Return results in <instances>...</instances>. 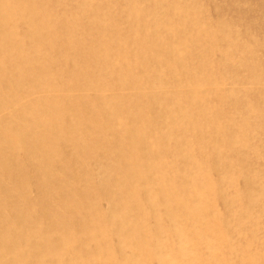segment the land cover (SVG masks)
<instances>
[{
	"label": "bare ground",
	"instance_id": "1",
	"mask_svg": "<svg viewBox=\"0 0 264 264\" xmlns=\"http://www.w3.org/2000/svg\"><path fill=\"white\" fill-rule=\"evenodd\" d=\"M89 1L77 0L76 7L88 17L83 9ZM124 2L128 24L116 27V36L102 35L98 30L99 41L94 44L107 45L103 50L113 52L118 63L115 59L106 63L98 49L89 48L75 65L74 58L70 59L76 55L73 52L91 47L89 42L82 43L86 34L77 17L45 24L51 9L47 0H0V264H236L229 259L237 254L244 257L246 249L226 243L231 237L232 218L228 214L220 220L226 229L223 231L213 218L209 193L245 162L246 152L238 151L236 145L264 131V88L251 93L237 85L225 91L227 95L222 94L228 109L219 111L224 120L234 123L233 131L225 133L221 117L205 115L209 104L205 103L201 112L193 107L203 99L196 87L202 66L199 63L194 68L188 56L179 54L186 40L182 29L187 23H198L180 17L187 12L182 2L155 0L152 8L162 10L161 18L153 10L141 11L138 0ZM93 9L96 18L87 26L99 28L102 18L97 17L98 8ZM20 21L27 25L28 39L23 47L12 50L8 46L22 40L14 32L15 23L17 26ZM235 21L218 16L209 26L214 28L211 48L221 40L229 44L226 55L230 56L225 55L220 62L223 68L232 54L241 53L242 47L233 41ZM209 28L198 29L205 33ZM35 29L62 38V49L56 56L62 55L63 68L56 66L52 71V55L51 61L40 58L44 52L40 33L31 41V30ZM176 33L179 37L174 41ZM191 38L186 46L197 48L198 30ZM31 56L37 58L32 61L34 67L27 66ZM250 67L248 81L261 82L264 69ZM131 69L137 70V76L153 73L154 78L145 83L149 84L148 93L140 91L131 97L103 93L113 83L131 82L127 74ZM77 77V83L96 93L94 97L68 96L66 90ZM208 78L201 82L214 80L211 75ZM174 79L178 80L175 84ZM163 81L175 90L164 89ZM185 84L192 88L182 91ZM30 93L36 95L24 100ZM200 116L205 124L215 127L214 137L204 140L209 166L200 165V160L191 156L200 149V141L188 145L173 131L175 121L184 124L191 118L189 123L193 124ZM118 124L121 126L116 129ZM152 133L157 134L155 141ZM195 136L200 139V131ZM168 140L177 145L171 152L184 155L163 165L152 152ZM223 151H228V156ZM93 162L98 164L91 165ZM261 162L264 165V158ZM193 174L200 175V181L190 179ZM132 178L137 184L130 188ZM246 179L253 183L254 175ZM31 186L35 196L30 195ZM252 195L248 188L239 191V197L245 199V211L256 202ZM100 196L108 201L103 212L96 210L94 202ZM207 210L210 214L202 222L200 215ZM208 236L216 243H209ZM111 237L115 243L110 242ZM201 244L210 247L208 261L199 254ZM258 261L264 264V248L247 254L238 264Z\"/></svg>",
	"mask_w": 264,
	"mask_h": 264
},
{
	"label": "rangeland",
	"instance_id": "2",
	"mask_svg": "<svg viewBox=\"0 0 264 264\" xmlns=\"http://www.w3.org/2000/svg\"><path fill=\"white\" fill-rule=\"evenodd\" d=\"M154 1L155 0H138V7L141 8V11L145 12L147 9H149L150 11L153 10L156 17L161 18L162 10L152 8V3ZM47 2L49 4H47L46 6L51 9L48 13H46L47 15H45V24L47 22L49 23L50 20L71 21L70 18L77 17L81 22V26L84 28L83 31L86 35L84 37L85 40L83 39L82 43L85 42L86 44H88L89 42L91 47L86 46L87 48L83 49L82 52H77V49L73 52V54L76 53V55H72L70 59L74 58V60L76 61L75 65H79L81 63L80 57H82V55L89 51V48H94L96 50L98 49V51L102 55L103 60L105 59L106 63L115 59L113 56V52L109 50H103L104 48H107V45L94 44L99 41L96 39L98 30L102 33V35L111 34L112 36H116L113 30H115L116 27L124 28L125 25L128 24L129 17L122 10L123 6L125 7L126 5V2H124V0H90L83 9V12L88 14L90 17L84 15L82 13V9H79V7L76 9L78 5L77 0H47ZM178 2H182L184 7L187 9V12H185L184 10V13L180 14V17L183 18L185 16L190 21L195 20L198 23L196 24V26L187 23L186 26L182 29L184 30V33L186 35H183V37L186 40L184 42L185 46L182 47L183 49L179 54L180 57L188 56V62L194 68H196L199 63L202 66L200 67V69H198L200 76H198L199 80L197 82L198 84H196V87L202 94L203 99L198 101L193 107H196L198 108V110H200L203 109L205 103L209 104V106H207L208 109L204 110L205 115L207 114L210 116H216L217 118L221 117V128L224 129L225 133H228L229 130L233 131L232 129L234 127V123L232 122V120H224L225 117L221 115V113L223 112L219 111L220 109H223L224 111H227L226 109H228V100L224 97L225 94L227 95L225 91L230 88L235 89V86L237 85L239 89L241 87L245 91L248 90V92L251 93L264 88V78H260L261 82H256L254 84L249 82L247 79L248 74H250L249 71L251 65H258L259 67L264 69V0H178ZM56 4H58L59 6H57ZM107 5L111 6V8L106 7ZM93 7L95 9L98 8L99 15L97 17L102 18V20L98 24L99 28L87 26L91 24V20H94L96 18ZM240 14H243V16ZM107 15L111 16L106 17ZM218 16L228 21L236 19L235 23L233 24V41L237 45L242 47V49L240 50L241 53L232 54L233 57L231 56L232 58L227 61L226 68H223L220 62L222 59H224V57L230 56L226 55V47H229L227 40L219 41V43L217 44L218 46L215 48H211L209 46L211 38H213L212 30L214 31V28H209V26L214 23ZM110 21H112L111 25L109 24ZM106 25L110 26L101 28ZM17 26L15 23V35L21 37L22 40L19 39V43H11L8 48L12 50L17 49L20 46L23 47L28 39L27 25L24 23V21L18 22ZM205 26H207L209 30H207L205 33L199 31V27ZM197 30L200 36V38L198 39L199 46L197 48L193 46L192 48L187 47L186 45L191 43L193 40L191 36L195 34ZM202 31L205 30L202 29ZM37 32L40 33L39 42L40 44H42V48L44 50V52L40 54V58L43 59L45 56L47 61H51L52 55L54 61L52 71H54V68L56 66L63 68L64 65L62 64V55L56 56V52L62 49V38L59 36L56 37L55 35L46 36V32L42 33L39 30L35 29L31 30V33L33 35L31 41L36 39L35 37ZM79 32H82V30H79ZM78 35L76 37L81 38L82 41V37ZM178 37L179 33H176L175 37L173 36V40L177 41ZM41 39H43V42L41 41ZM82 45L83 44H81L80 48L82 47ZM29 60L30 62L27 63V66L34 67L35 63H33L32 61L37 60V58H33V56H31V59ZM220 67L225 70H222ZM64 72L67 74L66 70ZM127 74L132 77L131 82L128 81L124 85L120 86L114 85L113 83L109 85L107 89L103 91V93L109 97H113L116 95H119V97H131L132 95L138 94L140 91L145 94V90L148 93L149 84L145 83H147L149 79L154 78V76H152V72L146 71L143 75L137 76V70L131 69V72L127 71ZM210 75L212 76V78H214L211 83L210 81H206V83L201 82V80L205 78L209 79L208 77ZM59 77V75L55 74V78L57 80H59ZM172 77L179 78L180 76L172 75ZM163 78L167 79V77ZM77 81L78 77L73 81V85H70V88H67L66 92L67 94H69L68 96H86L88 98H91L96 95V93L89 86H87L86 84L82 86L79 82L77 83ZM135 82L139 83L137 87L133 86ZM173 82L175 84L176 82H178V80L174 79ZM163 85L164 89H169L170 92L175 90L174 87L168 86L165 81H163ZM191 88V86L185 84L180 89L185 92L189 91V89ZM218 89L219 91H221V94H219ZM223 93L225 94L222 95ZM39 94L45 93L40 92ZM35 95V93L27 94L24 100L27 98H33ZM190 116L193 117V114ZM196 117L195 120H197L198 122H193V124L189 123L191 118L188 120V122H184V124H179L182 121H175L177 124H175L176 126L174 127L173 131H175V134L182 136V138L185 139V143L188 145H196L200 141V145H198L200 149L197 152L192 153L191 156L197 157L200 160V165L207 163L209 166V163L211 162L208 158V154L206 152H203V147L205 145L204 140L207 137H209L210 140L214 137L213 130L215 127L205 124V122L201 119V116L200 119H198L199 117ZM0 118H2L1 114ZM120 126V124L116 125V129H119ZM180 131H183V135ZM196 131H200V139L195 136ZM156 135V133H152L154 141L157 138ZM142 139L146 144H149L151 141H149V139L145 137H143ZM165 143L166 144L164 145H158L152 152L154 159L161 162L163 165L174 161L171 159H177L180 156L184 155L171 152V148L177 146L176 144H174L173 140H168V142ZM236 149H238V151L241 150L246 152L245 155H247V157L245 159V162L240 163V166L235 169L236 171L226 176V179L221 187L219 185L211 187V192L209 193V195L211 197L210 199L213 198V210L215 211V215L213 218L217 219V222L223 231H226V229L220 224V220L228 214L232 218V231H230L231 237L228 236V240L226 243L231 244L238 250L246 249L243 258H240V255L237 254V256L234 255V257H231L229 259L230 261L231 259H234V261H236V264H238L246 258L247 254H252L258 249L264 248V165H262L261 162V159L264 158V131H257L256 134L252 136V140L247 141L245 144H237ZM258 149L259 151L261 150L259 153L256 152ZM187 153L188 151H186V154ZM227 153L228 151H223V154H225V156H228L226 155ZM258 155H260L261 158ZM96 164H98V162L91 163V165ZM211 171V178L215 179L216 175L214 174L212 169ZM250 175H254V180L252 181L253 183L247 182L246 176ZM201 176L205 177L206 173L205 175L203 173V175ZM202 177H200V175L198 174H193L190 179H196L197 181H200ZM128 183L130 184V188L132 186L135 187L137 184L134 178H132ZM245 188H248L251 190V192H253L252 196L256 201L254 204H252L251 209H247L246 211L244 210L245 199L239 197V191L242 192ZM92 189L90 188V193H94ZM29 192L31 196L36 195L35 189L32 186ZM220 193H223V195L220 196ZM94 202H97L96 210H101L103 212V210L107 209L108 201L106 198L100 196ZM34 213H36V211H34ZM209 214V210L205 211L204 214L200 215V220L202 222H205ZM75 216L80 217L79 214ZM205 236L207 237V234ZM110 239V242L115 243L114 237H111ZM208 239L209 243L211 244H215L217 241L214 238H210L209 236ZM204 246L202 244L199 246V254L202 258L205 259L204 261H208L207 258L210 257V247L207 245ZM216 257L220 258L221 255L217 254ZM202 263L207 264V262ZM150 264H156V262L152 261ZM209 264L219 263L217 261H213ZM254 264H260V262H254Z\"/></svg>",
	"mask_w": 264,
	"mask_h": 264
}]
</instances>
